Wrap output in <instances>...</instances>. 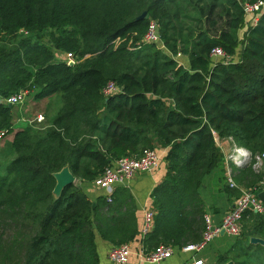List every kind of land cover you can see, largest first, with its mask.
I'll return each instance as SVG.
<instances>
[{"label":"trees","instance_id":"trees-1","mask_svg":"<svg viewBox=\"0 0 264 264\" xmlns=\"http://www.w3.org/2000/svg\"><path fill=\"white\" fill-rule=\"evenodd\" d=\"M256 1L0 0V130L11 135L12 155L0 171V264H98L95 232L113 246L131 242L138 225L129 189L93 202L74 183L55 197L54 174L67 167L93 183L146 149L168 151L143 251L201 240L206 212L198 190L221 159L215 138L264 151V7L254 26L242 8ZM185 4L198 16L193 27L181 15ZM150 19L158 20L164 50L140 44ZM216 47L229 63L211 58ZM56 51L73 53L77 63L56 61ZM109 82L118 92L105 96ZM20 90L35 101L57 98L46 126L15 128V106L5 100ZM236 171L246 188L261 180L249 166ZM247 234L264 238V219ZM248 239H237L219 262L247 264L250 246L264 249Z\"/></svg>","mask_w":264,"mask_h":264},{"label":"built area","instance_id":"built-area-1","mask_svg":"<svg viewBox=\"0 0 264 264\" xmlns=\"http://www.w3.org/2000/svg\"><path fill=\"white\" fill-rule=\"evenodd\" d=\"M264 7V0H258L253 4L244 3L242 5L244 16L249 25H256L258 21V13ZM141 44H156L160 45L158 25L154 21H150L147 31L141 40ZM211 58L215 61L229 63L228 57L224 51L216 47L210 53ZM62 62L67 66H74L77 63V58L73 53H65ZM118 92L116 85L109 82L104 88V95L110 96ZM28 96L26 90H20L17 93L9 96L5 102L11 106H17L24 102ZM37 122L44 120L41 115L37 116ZM6 137V132L0 130V140ZM236 166L245 161L248 163L254 173L261 174V180L253 187L243 188L240 191L239 197L234 201L233 205L224 214L219 225L212 224L210 218L205 215V230L202 233L201 240L198 243L189 244L182 248L184 252L199 253L202 251L214 238L220 236L221 232L230 237H238L242 232V219L244 215L251 211L255 214L262 215L264 213V203L258 198V194L264 191V151L252 154L248 150L240 147H235L232 153L228 156ZM159 161L156 150H143L139 157H125L115 161L104 169V171L93 181V185L104 191H112L118 186H123L140 173H150ZM229 175V172L228 174ZM227 185L234 188L235 185L228 177ZM106 200L111 201V193L106 195ZM153 211H147L144 214L143 224L140 230V236L144 239L152 230L153 226ZM142 260L145 264H165L174 254V249L171 246L159 245L153 250L144 252L141 251ZM131 255V247L127 244H120L110 248L108 259L112 264H129ZM192 264H206L201 259H193Z\"/></svg>","mask_w":264,"mask_h":264},{"label":"crops","instance_id":"crops-1","mask_svg":"<svg viewBox=\"0 0 264 264\" xmlns=\"http://www.w3.org/2000/svg\"><path fill=\"white\" fill-rule=\"evenodd\" d=\"M242 29L241 31L244 33ZM57 54V55H56ZM56 61H62L63 54L61 52L54 53ZM178 63L185 68L188 67V59L186 57L178 56L175 58ZM180 60V61H179ZM38 109L45 108L50 105V119L53 118L59 109V103L56 97L49 99H44L41 101H36ZM40 115V114H39ZM37 115L33 117L36 119ZM19 122V121H18ZM39 125V124H38ZM22 128V127H21ZM216 147L220 153L221 159L212 170V172L206 175L201 183L198 190L200 197L205 204V212L212 224L219 225L221 220L228 211V209L233 205L234 201L238 198L233 192H227V179H231L235 187L240 193L241 189L246 188L243 182H239V176L236 169H239L232 161L228 159V156L232 153L235 147H237L230 138H215ZM167 149H156L159 157L157 166L150 173H140L134 177L133 180L124 184L122 187L129 189L131 196L134 199L136 208V217L138 225V234L135 238L128 244L131 247V255L129 259V264H145L142 260V237L140 236V230L143 224L144 214L147 211H153V205L151 200V193L153 189L159 184L165 176L166 164L164 158L167 154ZM12 160V155L6 150H0V171ZM229 172V175H227ZM75 183L82 189V191L89 197L93 202L99 197H106L109 193L111 195L114 193V188L111 192L104 191L95 187L92 183L84 182L81 180H76ZM254 214V218L245 226L249 227L250 224L255 223V221L264 216ZM248 216V214H246ZM248 224V225H247ZM254 226V225H253ZM252 226V227H253ZM226 234L220 235L214 238L202 251L199 253L184 252L179 248L174 247L173 256L165 264H192L193 259H201L206 264H221L219 262V257L226 254L230 249V243L227 240ZM95 245L96 252L98 256V264H112L108 259V252L110 248L113 247L112 244L104 241L98 233L95 232ZM229 263V262H228ZM227 263V264H228Z\"/></svg>","mask_w":264,"mask_h":264},{"label":"rangeland","instance_id":"rangeland-1","mask_svg":"<svg viewBox=\"0 0 264 264\" xmlns=\"http://www.w3.org/2000/svg\"><path fill=\"white\" fill-rule=\"evenodd\" d=\"M181 15H184L183 16V20H184L185 25L186 26H190V27L194 26L192 24V22H190V20L198 17L196 12L193 11L192 7L190 5H188V4H185L183 6ZM150 21L158 22V20H156V19H150ZM47 32H49V31H47ZM242 34H243V32L240 31L239 32V38L240 39L242 38ZM44 35L45 36L43 37V39L46 38L47 34H44ZM46 40L47 39H45L44 41L46 42ZM157 46H158V48L163 49L162 44L157 45ZM57 52H60V51H57ZM62 54H63V57H64L65 53H62ZM49 107H50V105L45 107V108L38 109V105L36 104V101L33 100L32 95L29 94L24 99V102L22 104L17 105V106H15L13 108L14 113H15L14 119H13L14 120L13 123H14L15 128L26 127V126H30V125H33V126H41V125L42 126H46L47 122L50 119V117H49V114H50ZM39 114L42 116V118L44 120H42L40 122H37V120H36L37 117H36V119L33 120L34 115L38 116ZM10 142H11V135H6V137L3 140H0V150L4 149L8 153H10ZM254 174H256V173H254ZM262 219H264V216H262ZM250 220L251 219L249 218V216H246V218L243 219V221L241 223L242 232H241L240 236H238L236 238H234V237L228 238L227 237V240L230 243V248L234 245V243L236 242L237 239H239V238H241V237H243L245 235L247 236V238H249L248 242H249L250 245H260L261 247H264V238H262V237H249L248 236L247 233L254 227L253 225H255V223L252 222V224H250L249 227L245 226V223H248ZM252 239H257L260 242L252 243L251 242ZM251 247L252 246H250L248 248V252H251V254L248 257H246L247 264H264V249L261 250V251H255V249H252V251H251L250 250ZM230 262L233 264L232 261H230Z\"/></svg>","mask_w":264,"mask_h":264},{"label":"water","instance_id":"water-1","mask_svg":"<svg viewBox=\"0 0 264 264\" xmlns=\"http://www.w3.org/2000/svg\"><path fill=\"white\" fill-rule=\"evenodd\" d=\"M145 17H146V12H143L138 17V19H144ZM8 107L11 108L12 106L9 104ZM247 166H248V163L246 161L244 163H240L237 165V167L239 168H246ZM54 178L56 180V185L53 189V195L55 197H58L65 187L72 185L75 182V177L70 173L67 167L63 168L60 172L54 174ZM258 198L264 203V191L258 194ZM223 234L224 233L221 232L220 235H223ZM251 242L256 243L260 241H258L257 239H252ZM228 264H232V263L229 262Z\"/></svg>","mask_w":264,"mask_h":264}]
</instances>
